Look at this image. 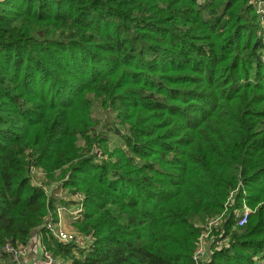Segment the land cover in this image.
Listing matches in <instances>:
<instances>
[{"label": "trees", "instance_id": "trees-1", "mask_svg": "<svg viewBox=\"0 0 264 264\" xmlns=\"http://www.w3.org/2000/svg\"><path fill=\"white\" fill-rule=\"evenodd\" d=\"M260 16L250 0H0V264L36 238L57 264H196L219 215L197 264H264ZM76 194L85 246L45 226Z\"/></svg>", "mask_w": 264, "mask_h": 264}, {"label": "built area", "instance_id": "built-area-1", "mask_svg": "<svg viewBox=\"0 0 264 264\" xmlns=\"http://www.w3.org/2000/svg\"><path fill=\"white\" fill-rule=\"evenodd\" d=\"M254 5L256 12L261 15V23L264 24V0H250ZM73 200L72 204L67 203L63 206H57L56 208V220L52 217L46 221V228L52 233V235L61 242L73 243L78 246H85L88 242V236L79 234L77 232H70L64 228L62 223V215L66 214L74 221L84 210L83 197L81 194H76L67 199ZM250 213V209L247 206H243V209L236 214L237 226H243L247 220ZM221 222V215L209 220L205 226H203V231L198 237V243L192 254L194 262L204 260L208 255L209 250V238L211 235L212 228ZM35 245L31 248L29 244L17 243L11 244L6 243L3 246V252L10 255L11 264H57V260L51 254L49 250L41 246L39 239L36 238ZM31 256V257H29Z\"/></svg>", "mask_w": 264, "mask_h": 264}, {"label": "rangeland", "instance_id": "rangeland-1", "mask_svg": "<svg viewBox=\"0 0 264 264\" xmlns=\"http://www.w3.org/2000/svg\"><path fill=\"white\" fill-rule=\"evenodd\" d=\"M95 109V108H94ZM93 115L95 116V117H99V116H101V114L99 113V111L98 110H93ZM34 177H33V180L35 181V183H39V181H41L42 180V175H41V172L39 171H37V170H35L34 172ZM62 223H63V225H64V228L67 230V231H70V232H75V230H74V226H75V221L72 219V218H70L68 215H66V214H64V215H62ZM59 260H61L62 262H63V259H60V258H58ZM65 262L63 263V264H70V262L68 261V260H64Z\"/></svg>", "mask_w": 264, "mask_h": 264}]
</instances>
